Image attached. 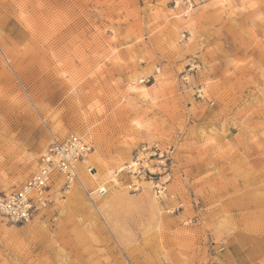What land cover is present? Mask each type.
<instances>
[{"label":"rangeland","instance_id":"1","mask_svg":"<svg viewBox=\"0 0 264 264\" xmlns=\"http://www.w3.org/2000/svg\"><path fill=\"white\" fill-rule=\"evenodd\" d=\"M71 133L0 264H264V0H0V194Z\"/></svg>","mask_w":264,"mask_h":264},{"label":"built area","instance_id":"2","mask_svg":"<svg viewBox=\"0 0 264 264\" xmlns=\"http://www.w3.org/2000/svg\"><path fill=\"white\" fill-rule=\"evenodd\" d=\"M188 8L193 0H183ZM92 145L83 136L71 133L62 140L53 141L41 155L37 170L22 185L0 194V216L19 224L28 222L51 202V186L63 176L64 187L69 189L79 178L78 165L91 152ZM107 187L97 193L104 195Z\"/></svg>","mask_w":264,"mask_h":264},{"label":"bare ground","instance_id":"3","mask_svg":"<svg viewBox=\"0 0 264 264\" xmlns=\"http://www.w3.org/2000/svg\"><path fill=\"white\" fill-rule=\"evenodd\" d=\"M81 164H85V161H82L79 165H78V168H80L79 166L81 165ZM135 164V163H134ZM83 168V167H82ZM85 168V167H84ZM81 179H80V176H79V181H80ZM81 182V181H80ZM82 183V182H81ZM148 188H152L150 185L148 186Z\"/></svg>","mask_w":264,"mask_h":264}]
</instances>
